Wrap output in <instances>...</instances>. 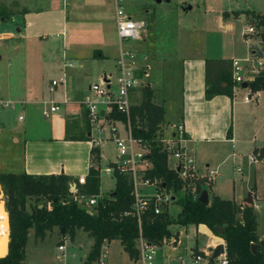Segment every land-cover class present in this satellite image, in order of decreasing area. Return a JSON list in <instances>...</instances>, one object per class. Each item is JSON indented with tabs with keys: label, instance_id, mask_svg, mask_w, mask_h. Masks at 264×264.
Instances as JSON below:
<instances>
[{
	"label": "crops",
	"instance_id": "crops-1",
	"mask_svg": "<svg viewBox=\"0 0 264 264\" xmlns=\"http://www.w3.org/2000/svg\"><path fill=\"white\" fill-rule=\"evenodd\" d=\"M35 1L38 2L33 0V3ZM78 1L83 0H61L65 5L62 10L66 14V20L81 7ZM131 1L135 4H130L128 1L129 12L138 19L147 20L146 33L140 41H137L139 44L142 42L144 48L141 55L136 53L141 56L142 62L149 64L151 69L147 84L153 90L152 102L166 105L164 122L184 121L189 137L188 148L195 155L198 171L205 176L210 171H217L211 180L206 177L202 179V182L209 181L208 185L204 183L201 187L202 190L207 189L209 198L218 195L223 199H234L242 204L251 192V203L254 205L258 221L257 236L264 241V231L260 230L259 221V213L264 211V188L258 184L256 178L258 165L264 164V142L257 144V137L254 136L244 144L236 136L238 117L244 110L252 116L257 114L264 126V89L253 91L247 84L250 72H245L243 75L245 81L235 83L232 97L218 94L211 99L205 98L207 88L205 60L237 58L248 70L250 65L256 63V57L251 55L248 48L254 43L262 49L260 40L256 32L252 34L244 32L246 29L244 23L248 22L249 26L255 29V25L252 24V14L264 12V0L257 7L252 6L248 0L245 1L244 7L236 3L226 8L209 5L205 6L203 12L194 10L195 7L189 3V0ZM135 5L143 9L135 11L133 8ZM34 6L36 8V4ZM42 12L47 11L22 10L12 15L13 22L0 20V43L5 41V48H8L10 47L8 44L14 42L13 49L21 51L31 37L29 27L35 25L33 14ZM109 15L115 27L114 3ZM106 17V14L100 12L96 18L104 22ZM17 20L19 23L23 21L24 24L18 25L15 23ZM12 25L17 28L16 32L10 28ZM127 48L131 49L129 45ZM78 50L73 54L66 50V58H70L67 63L72 64L69 67L72 70L70 75L67 74L65 88L56 86L54 92L49 89L50 84L39 86L32 91L25 85L13 87L7 74L3 72L0 74L2 75L0 85L2 84L5 90L1 94L0 105L9 102L6 107L0 106V173L64 174L74 179L88 175L93 158L92 143L89 139L80 140L72 137L79 134L77 124L71 126L67 123L69 117H72L69 112L74 106L61 109L57 114L49 117L51 120L37 117L35 112L39 107L42 114L41 101L60 97L65 90L72 97L85 95L91 83H84V79L90 73L84 68V63L95 57L111 59L110 52L105 53L100 48L91 47L85 53ZM112 56L115 61L119 56V39L117 50H114ZM2 58L3 56H0V62ZM247 59L250 60L246 61ZM77 61L80 63L79 67ZM115 61L112 63L113 66ZM27 91H31L30 96ZM136 94L133 98L137 97ZM246 97L248 100H245ZM239 104L243 105L244 109L242 107L238 109ZM9 107L17 110V113H12ZM229 128H231L230 136H228ZM109 143L100 149L103 165L114 159L113 155L105 156V148L107 149ZM252 155L256 157V161L250 160L249 156ZM114 185L115 182L104 191L99 187V191L107 195ZM195 228L196 237L199 235L201 239H206V244L213 243L214 238L202 234L198 227ZM57 229L54 228L50 232L57 233ZM63 234L65 233L60 232L59 236ZM211 234L216 235L212 231ZM91 243L92 247L93 239ZM121 248L124 250L123 246ZM89 252L90 250L82 256L78 264L85 261Z\"/></svg>",
	"mask_w": 264,
	"mask_h": 264
},
{
	"label": "trees",
	"instance_id": "trees-1",
	"mask_svg": "<svg viewBox=\"0 0 264 264\" xmlns=\"http://www.w3.org/2000/svg\"><path fill=\"white\" fill-rule=\"evenodd\" d=\"M5 4H0V20L13 15ZM253 22L259 29L261 48L264 50V12L252 14ZM232 60H205V98L222 94L233 96L236 85L232 79ZM247 84L253 91L264 89V71L262 70ZM153 90L147 86L142 89V98L132 106L133 136L148 139L152 144L151 159L153 167L148 170L150 178H160L167 189H172L176 201L181 206L180 212L171 217L168 210L154 215L149 210L143 218L142 235L153 243H161L164 237L176 236L169 226L172 224L198 227L205 224L214 234L226 242V256L229 264H264V243L257 236L256 213L252 203H237L234 199H223L218 195L211 196L207 204L183 191V183L177 174L168 168L167 155L161 151L155 134L164 121L163 105L152 102ZM87 129H80L74 139L88 140ZM231 134L229 128L228 136ZM99 149L92 148L93 157L100 161ZM115 185L109 194L98 199L92 210L69 199V182L76 179L64 175H31L28 173H0V185L5 193V209L9 213L10 241L9 253L0 258V264H23L26 256V242L29 231L34 229L36 237L44 238L47 231L64 228V233L72 239L77 229H83L93 245L86 257L87 262L95 261L101 253L104 242L118 239L124 251L131 259L137 260L138 250L135 239L138 236V224L133 216H123L131 209L133 196L129 177L116 173ZM100 176L95 167H90L87 181L80 184L78 190L86 195L99 193ZM44 198L41 206L36 204L29 210L26 208L27 198ZM221 229H224L222 232ZM7 233V231L5 232ZM2 236V235H0ZM177 237V236H176ZM257 245L255 250L251 246Z\"/></svg>",
	"mask_w": 264,
	"mask_h": 264
},
{
	"label": "built area",
	"instance_id": "built-area-1",
	"mask_svg": "<svg viewBox=\"0 0 264 264\" xmlns=\"http://www.w3.org/2000/svg\"><path fill=\"white\" fill-rule=\"evenodd\" d=\"M112 1L119 39V56L115 61L114 73L112 71L103 73L99 81L91 82L89 91L81 97H72L65 90L60 97L43 99L42 115L49 118L67 106L78 105L88 122L87 134L92 148H98L100 151L105 144L109 142L114 144V159L103 165L99 153L100 161L93 157L90 167H95L100 177L106 174L115 178L116 173L129 177L133 201L131 209L125 211L123 216L130 215L136 218L139 231L135 242L138 250L137 260L140 264H229L226 242L218 235L217 239H213V243H207L203 248L196 246L187 248L184 254L173 259L167 255L163 256L162 251L167 246L172 250L177 248L180 241L176 236L164 237L161 243H153L142 235L141 222L148 211L152 209L154 215L169 211L170 205L175 203L176 198L173 190L167 189L160 178L147 176L146 172L153 167L150 155L152 144L148 139L135 137L132 133V106L135 105L132 98L140 88L148 86L151 69L149 64L141 61V56L127 48L125 41L130 39L140 41L146 33L147 20L134 18L128 10L126 0ZM244 32L252 34L255 33V29L249 26ZM255 59L256 63L250 65L249 70L240 59L232 60V78L235 83L245 81L243 77L245 72H250L248 78L252 80L256 74L264 71V57ZM71 66V63H64V67ZM66 78L67 73L64 72L62 77L51 81L49 89L54 92L56 86L65 88ZM245 100H248V97ZM4 105H9V102H5ZM155 139L161 147L160 150L167 155L168 168L173 170L182 181L183 191L189 192L194 198L199 197L202 185L204 183L208 185L209 182L208 180L202 182V179L206 177L211 180L217 171H210L206 176L198 171L195 155L188 148L189 137L184 121L168 123L163 121L155 134ZM172 158L175 159L174 163L171 162ZM249 158L251 161H256L254 155ZM87 176L81 175L75 181L69 182V192L73 194L72 199L79 205L92 210L98 199L105 195L99 191L98 194L89 196L78 190L80 184L86 183ZM62 239L70 240V237L68 234H63ZM107 244L108 242H104L101 253L95 261L85 260L82 264H106L103 248ZM218 244L224 245V252L213 257L210 248H215ZM64 249L65 245L60 244L58 250Z\"/></svg>",
	"mask_w": 264,
	"mask_h": 264
},
{
	"label": "rangeland",
	"instance_id": "rangeland-1",
	"mask_svg": "<svg viewBox=\"0 0 264 264\" xmlns=\"http://www.w3.org/2000/svg\"><path fill=\"white\" fill-rule=\"evenodd\" d=\"M130 4L133 1L128 0ZM126 0V2L128 3ZM246 0H189L191 5H194V10H200L203 12L205 6L212 5L213 7H230L233 3L244 7ZM252 6L257 7L262 0H248ZM81 3V7L77 10V13L73 12L72 15L66 20L63 10L64 3L61 0H50L48 2L40 1L36 3V8L33 0H0V4H5L9 11L17 14L20 11L28 10H40L47 11L42 13L33 14L35 18L34 26H30V38L26 41V47L22 48L21 51H16L13 49L14 42H10L8 45L10 47L5 48V44L0 43V56H3L0 62V74L6 73L7 78L13 87L17 85H25L26 88L38 89L39 86H47L51 83L53 78H60L63 73L66 72L70 75V70L72 68L64 67V63L69 61L70 58H66V50L70 53H76V50L83 53L90 50L91 47H96L102 49L105 53L110 52V58H99L95 57L86 64L84 63V68L88 73V77L84 79V83L89 84L91 81H99L103 73L107 71H112L114 73V66L112 54L114 50L118 47V36L116 33V25L110 19V13L113 10V1L111 0H83L78 1ZM135 4V3H133ZM131 8V6H129ZM135 11L143 9V7L134 6ZM260 8V6L258 7ZM66 9V8H65ZM66 11V10H65ZM106 14V20L97 19L98 13ZM24 13V12H23ZM252 24L255 21L254 16ZM134 18H137L134 15ZM196 18V17H195ZM12 15L4 20H9L13 22ZM138 19V18H137ZM146 19V18H145ZM1 19V21H4ZM0 21V22H1ZM31 21V20H29ZM18 25L24 24L15 21ZM17 25V27H19ZM250 24L245 21L244 27H248ZM2 28V27H1ZM16 32L17 28L10 27ZM28 28V29H29ZM3 30V29H2ZM259 29L255 26V32L257 33ZM47 37V39L45 38ZM7 42V41H6ZM126 45L138 54L141 55V51L144 48L143 43L135 40H127ZM5 48V49H4ZM66 49V50H65ZM66 53V54H65ZM79 62L77 61V67H79ZM82 64V63H81ZM3 72V73H2ZM0 75V79H1ZM46 83V84H45ZM0 97L5 91L3 85H0ZM31 91H27L28 96ZM36 93V91H34ZM21 94V93H20ZM137 97L132 98L134 104H138L142 98V88L137 91L135 95ZM242 96V95H241ZM39 97V96H33ZM164 103V102H163ZM165 104V103H164ZM0 106H8L1 104ZM166 110V105H163ZM244 106L239 104L238 109ZM36 108V107H35ZM12 113H17L9 107ZM239 111V110H238ZM36 116L47 119L42 116L41 109L39 107L35 109ZM72 117H69L67 123L71 126L77 124L78 131L80 129H87L88 122L86 120L85 114L78 105H74L69 112ZM236 136L247 144L251 138L257 137V144H262L264 142V126L257 114L253 116L246 110L238 117ZM84 140V139H82ZM107 150V151H106ZM115 153V147L113 143H109L107 149L105 148V156L110 157ZM259 159V155H258ZM264 159V158H263ZM172 163L175 159L172 158ZM257 168L256 178L258 184L264 188V164H259ZM246 176V174H245ZM239 180V179H237ZM246 179H244V182ZM115 182V178L112 175H101V191L106 190L108 187L112 186ZM113 189V188H112ZM0 191L4 194L1 198L2 202H6L5 193L3 187L0 185ZM1 194V193H0ZM2 195V194H1ZM73 194L70 193L69 199H72ZM45 201L44 198L28 197L26 208L30 211L32 207L36 204L39 206ZM1 209V204H0ZM181 206L177 203L170 205V215L171 217L177 216L180 212ZM260 230L264 231V211H260ZM172 234H175L180 241L177 248L173 249L164 247L162 253L163 256L167 255L173 259L176 256H181L185 253L187 248L199 247L203 248L206 246V239H201L196 237L195 225H182V224H172L169 226ZM57 233H51L47 231L43 239L36 237L34 229L31 228L29 231L28 239L26 242V256L23 264H78L81 261L82 256L90 250L92 239L87 236L83 229H77L74 237L70 240L63 241L62 236H59L61 230L57 229ZM5 235V234H1ZM198 240V241H197ZM60 244L65 245L64 250H58ZM122 244L118 239H112L111 243H108L106 247L103 248V253L105 254L106 264H140L139 262H134L124 252L121 248ZM130 258V259H129Z\"/></svg>",
	"mask_w": 264,
	"mask_h": 264
},
{
	"label": "water",
	"instance_id": "water-1",
	"mask_svg": "<svg viewBox=\"0 0 264 264\" xmlns=\"http://www.w3.org/2000/svg\"><path fill=\"white\" fill-rule=\"evenodd\" d=\"M156 2H161V0H156ZM249 51L253 57L256 58H262L264 57V50L260 49V47L257 44L251 43L249 45ZM247 84L246 82L244 83V87L246 88ZM103 113V112H102ZM164 185V184H163ZM0 203L2 202L1 198L4 196L2 191H0ZM199 201L207 204L209 201V195L207 189H203L200 194H199ZM252 198H251V192L248 193L247 198L244 200V203H251ZM1 209L4 211L7 215V220H6V225L5 228H7V233L5 235L0 236V258L5 257L9 253V241H10V222H9V213L5 209V202H2ZM199 231L206 235V236H211L212 238H218L216 235H212L211 231L208 229V227L205 224H199L198 225ZM224 229H221L220 231L222 232ZM61 232L64 233V228H61ZM264 243V241H262ZM257 245L253 244L251 246V249L254 251ZM211 251H213V257L216 255L223 253L224 252V245L223 244H218L215 248H210Z\"/></svg>",
	"mask_w": 264,
	"mask_h": 264
},
{
	"label": "bare ground",
	"instance_id": "bare-ground-1",
	"mask_svg": "<svg viewBox=\"0 0 264 264\" xmlns=\"http://www.w3.org/2000/svg\"><path fill=\"white\" fill-rule=\"evenodd\" d=\"M2 205V202L0 203ZM4 211L0 209V235L6 234L7 228H5L4 225H6L7 215L3 213Z\"/></svg>",
	"mask_w": 264,
	"mask_h": 264
}]
</instances>
